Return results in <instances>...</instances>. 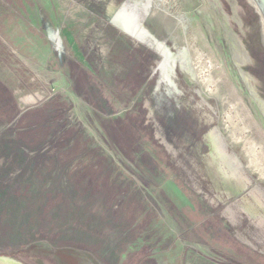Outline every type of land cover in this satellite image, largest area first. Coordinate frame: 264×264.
<instances>
[{"label": "rangeland", "instance_id": "374dc122", "mask_svg": "<svg viewBox=\"0 0 264 264\" xmlns=\"http://www.w3.org/2000/svg\"><path fill=\"white\" fill-rule=\"evenodd\" d=\"M0 237L264 264V131L186 0H0Z\"/></svg>", "mask_w": 264, "mask_h": 264}, {"label": "water", "instance_id": "95a60500", "mask_svg": "<svg viewBox=\"0 0 264 264\" xmlns=\"http://www.w3.org/2000/svg\"><path fill=\"white\" fill-rule=\"evenodd\" d=\"M190 11L233 85L264 131V101L231 59L232 43L226 7L235 0H186ZM264 23V0H245ZM145 28V27H144ZM146 29V28H145ZM0 264H134L108 243L38 242L0 237ZM232 264H243L233 261Z\"/></svg>", "mask_w": 264, "mask_h": 264}, {"label": "flooded vegetation", "instance_id": "af4514ba", "mask_svg": "<svg viewBox=\"0 0 264 264\" xmlns=\"http://www.w3.org/2000/svg\"><path fill=\"white\" fill-rule=\"evenodd\" d=\"M235 2L234 7L225 9L229 13L230 30H226V37L232 43L231 59L264 101V23L249 2Z\"/></svg>", "mask_w": 264, "mask_h": 264}, {"label": "crops", "instance_id": "0c3cea01", "mask_svg": "<svg viewBox=\"0 0 264 264\" xmlns=\"http://www.w3.org/2000/svg\"><path fill=\"white\" fill-rule=\"evenodd\" d=\"M18 90H19V92H24V90H23L21 87H19V89H17L16 91H18ZM260 206H261V205H259V206L257 205V207H259V208H260ZM39 207H40V206H39ZM38 217L41 218L42 216H38ZM30 218H31V220L34 219V218H32V216H31ZM18 220H21V219L18 218ZM38 221L40 222L41 220L39 219ZM40 223H41V222H40ZM34 231H35V230H34ZM34 231H33V232H34ZM33 232H32V233H33ZM37 232H38L37 234H40V233H42V230L39 229Z\"/></svg>", "mask_w": 264, "mask_h": 264}, {"label": "bare ground", "instance_id": "6f19581e", "mask_svg": "<svg viewBox=\"0 0 264 264\" xmlns=\"http://www.w3.org/2000/svg\"><path fill=\"white\" fill-rule=\"evenodd\" d=\"M114 2V1H113ZM129 14V13H128ZM134 15V14H133ZM132 16V15H131ZM129 17H130V15H129ZM134 17V16H133ZM132 18V17H131ZM135 18V17H134ZM127 19H130V18H128V16H127ZM133 20H136V19H133Z\"/></svg>", "mask_w": 264, "mask_h": 264}]
</instances>
